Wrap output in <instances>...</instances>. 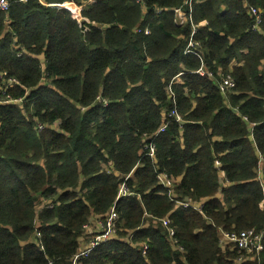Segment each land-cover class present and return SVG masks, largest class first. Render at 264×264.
I'll use <instances>...</instances> for the list:
<instances>
[{
    "label": "trees",
    "instance_id": "1",
    "mask_svg": "<svg viewBox=\"0 0 264 264\" xmlns=\"http://www.w3.org/2000/svg\"><path fill=\"white\" fill-rule=\"evenodd\" d=\"M188 1L0 12V264H73L113 207L115 237L79 264H264V235L223 238L264 232V0Z\"/></svg>",
    "mask_w": 264,
    "mask_h": 264
},
{
    "label": "built area",
    "instance_id": "2",
    "mask_svg": "<svg viewBox=\"0 0 264 264\" xmlns=\"http://www.w3.org/2000/svg\"><path fill=\"white\" fill-rule=\"evenodd\" d=\"M20 1H26V0H20ZM43 1V0H41ZM140 1V0H138ZM192 0H189L188 2H191ZM187 2V3H188ZM11 4H12V0H0V12H7L9 11V9L11 8ZM58 6H63L66 7L68 10H70L73 14V16L79 21L81 22L82 20L85 19V17L82 16V8L81 6L74 4L73 2H68L62 5ZM77 9H80V11H78ZM252 13L256 14L258 16V21L260 20V15L258 14L257 9L252 8ZM181 12L183 13V16L185 15V17L183 18V16L179 19H177L178 22L183 23L187 16L185 14V12L181 9H177L175 11L176 16H181ZM189 18H191V15L189 13ZM146 33H149V30H146ZM193 45L192 41L190 42V45L187 47V52H192L190 46ZM203 73V72H201ZM0 83H3V85H12L14 83H17V80L14 78H10L8 73L6 71L1 72L0 71ZM235 85L233 79L231 78V76H227L223 79V84H222V89L223 90H229L231 89L233 86ZM0 91L5 92L4 88L2 86H0ZM22 99H13L11 96H8V98H6L5 103H21ZM171 116H175L176 119L178 121H181L182 118L179 115V113L176 110H173L170 114ZM44 125H39V129H43ZM166 130V123H164L158 130V133L164 132ZM149 149H150V155L154 156L155 154V150H156V145L153 141H151L150 145H149ZM160 179L162 181V183H164L165 185H170L172 182L167 178L165 173H162L160 175ZM179 205L183 206V207H193L194 204L189 200H184L182 202H179ZM118 218V215L115 211L114 208H112L111 213L108 217L107 222L105 223L104 221L98 220V223L103 224L106 227V232L103 235L102 239H96L94 238V240L87 246L82 248V250L75 255L74 260H73V264H79L78 260L81 259L82 257H86L88 256L93 249L100 245L101 243H104L105 241H109L110 239H112L113 237H115L117 230H116V220ZM163 223L166 227H169L170 224V219L169 218H165L163 219ZM89 228V225L85 226V229L87 230ZM169 232L170 235L173 236L175 234V231L172 227H169ZM38 235L40 236V233H38ZM224 237L226 239H228L231 242L236 243V245L242 249H247L249 251H260L263 248V244H262V239H263V233H258L255 231V229H248V230H242L239 232H232V233H224ZM41 243H39L40 245ZM41 246V245H40ZM147 248V246L145 247Z\"/></svg>",
    "mask_w": 264,
    "mask_h": 264
},
{
    "label": "rangeland",
    "instance_id": "3",
    "mask_svg": "<svg viewBox=\"0 0 264 264\" xmlns=\"http://www.w3.org/2000/svg\"><path fill=\"white\" fill-rule=\"evenodd\" d=\"M79 6H81V7H83L82 8V10L84 9V6L83 5H79ZM78 11H80V9H77ZM183 16V13L181 12V16H176V19H179V18H181ZM185 17V15L183 16V18ZM263 164V163H262ZM161 180V179H160ZM171 181V180H170ZM164 184V183H163ZM196 207H200V205H198L197 203H195L194 204ZM43 206V204H41L40 205V207H39V209L41 208ZM114 209H115V207H113ZM112 210V209H111ZM111 210H110V212L108 213V215L105 217V219H92L90 222H89V224H87V225H89V228L86 230L85 229V226H84V230H85V235H86V238H89V243H91L93 240H94V238H95V240L96 239H102L103 238V235L105 234V232H106V227L103 225V224H101V223H98L97 224V222H98V220H101V221H104L105 223L107 222V220H108V217H109V215H110V213H111ZM116 211V210H115ZM162 222H163V220H162ZM171 222V221H170ZM164 224V223H163ZM165 226V225H164ZM169 230V229H168ZM258 233H264V232H258ZM169 234H170V232H169ZM264 235V234H263ZM171 236V235H170ZM223 238H225L224 236H223ZM174 242V241H173ZM262 244H263V239H262ZM147 246V248H145ZM147 249H148V245H144V253H146V251H147ZM249 253H252V252H254V251H248Z\"/></svg>",
    "mask_w": 264,
    "mask_h": 264
}]
</instances>
